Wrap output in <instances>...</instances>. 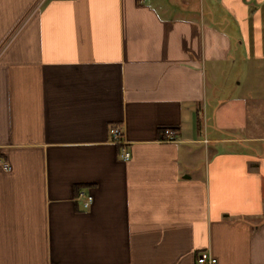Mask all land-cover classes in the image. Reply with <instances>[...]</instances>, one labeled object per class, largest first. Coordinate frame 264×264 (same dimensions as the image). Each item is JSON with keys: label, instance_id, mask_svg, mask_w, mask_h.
Returning <instances> with one entry per match:
<instances>
[{"label": "crops", "instance_id": "obj_1", "mask_svg": "<svg viewBox=\"0 0 264 264\" xmlns=\"http://www.w3.org/2000/svg\"><path fill=\"white\" fill-rule=\"evenodd\" d=\"M0 159V264H264V0H0Z\"/></svg>", "mask_w": 264, "mask_h": 264}, {"label": "built area", "instance_id": "obj_2", "mask_svg": "<svg viewBox=\"0 0 264 264\" xmlns=\"http://www.w3.org/2000/svg\"><path fill=\"white\" fill-rule=\"evenodd\" d=\"M45 0H42V3ZM109 134L111 137L112 143L118 145L121 148L120 157L124 161H129L131 158L130 152L126 148V142L124 141V135L122 130L119 127L112 126L110 127ZM177 137V132L171 128H165L163 130V138L162 141L166 143L175 142ZM0 170L10 171L11 165L0 159ZM78 200L82 202V206L84 210H89L93 204L94 198L91 193L88 192H79ZM198 264H217V260L213 258L208 253H202L198 257Z\"/></svg>", "mask_w": 264, "mask_h": 264}, {"label": "rangeland", "instance_id": "obj_3", "mask_svg": "<svg viewBox=\"0 0 264 264\" xmlns=\"http://www.w3.org/2000/svg\"><path fill=\"white\" fill-rule=\"evenodd\" d=\"M245 69H246L245 67H243V69H240V67H239L238 72H237V74H239V75H233L231 80L244 82V80L246 78V77H244Z\"/></svg>", "mask_w": 264, "mask_h": 264}]
</instances>
